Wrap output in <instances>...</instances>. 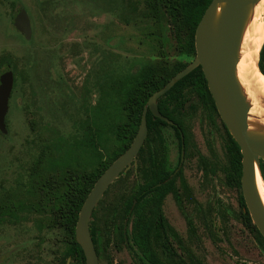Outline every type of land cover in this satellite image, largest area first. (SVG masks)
<instances>
[{"label": "rangeland", "instance_id": "1", "mask_svg": "<svg viewBox=\"0 0 264 264\" xmlns=\"http://www.w3.org/2000/svg\"><path fill=\"white\" fill-rule=\"evenodd\" d=\"M263 5L255 12L264 17ZM123 6L124 0H0V61L10 63L15 78L6 134L0 133V206L35 201L27 188L33 167L43 177L91 172L118 149L110 132L120 122L114 84L151 59L154 45L146 36L154 27L126 24ZM18 7L30 18L29 40L13 26ZM168 55L178 59L172 51ZM214 120L215 129L198 111L190 121L182 169L192 195L183 211L167 196L164 216L203 264H264L263 246L242 223L239 192L224 184L221 173L205 177L199 169L198 156L209 158V151L224 165L223 131ZM86 128L93 144L88 151L74 145L90 135ZM163 133L173 169L176 139L169 128ZM134 186L130 169L110 186L101 207L112 206ZM15 214L16 219H0V264H57L64 250L61 230L46 229L48 218L40 212L19 209ZM109 256L111 264L135 262L126 250L110 247Z\"/></svg>", "mask_w": 264, "mask_h": 264}, {"label": "trees", "instance_id": "2", "mask_svg": "<svg viewBox=\"0 0 264 264\" xmlns=\"http://www.w3.org/2000/svg\"><path fill=\"white\" fill-rule=\"evenodd\" d=\"M211 1L124 0L123 11L126 14L123 21L126 24L132 22L134 25L154 27L147 36L155 39L157 45L153 49L155 57L141 64L135 73L126 76L124 80L125 123L122 127L117 125L114 130H110L113 141L119 145L118 149L112 151L107 161L100 160L98 167L91 172L68 171L61 176H47L37 182V187L28 191L38 200L35 205L37 211L50 216V221L47 222L49 227L59 228L63 233L62 243L65 247L59 264H66L67 259L71 260V264H85L82 249L75 240V225L82 204L97 178L132 142L147 99L183 70L195 56V30ZM167 50L174 52L178 59L170 60ZM10 68L6 59L0 61V74L2 70ZM258 69L264 77V43L259 53ZM192 97L206 106L211 104L215 111L200 66L158 99V109L163 116L180 125L179 115L184 102ZM167 125L147 113L148 133L138 154L135 168L137 177L132 192L121 197L113 206L107 207L100 216H97L96 210L93 211L89 231L99 260L108 261L107 247L111 245L117 250L125 247L139 261H135V264H202L190 250L185 262L173 249L170 239L175 238L176 234L162 213L163 198L168 193L176 194L172 180L168 179L169 174L163 170L162 139L158 129ZM176 136L179 140L177 132ZM228 152L232 178L240 193L241 154L230 135ZM96 155L100 159L99 151ZM259 170L264 182L262 160L259 162ZM240 202L244 209L245 225L257 243L264 247V239L252 224L241 193ZM101 204L102 201L98 203V208ZM14 208L10 201L0 208V216L15 215ZM128 223L131 224L130 232L127 231Z\"/></svg>", "mask_w": 264, "mask_h": 264}, {"label": "water", "instance_id": "3", "mask_svg": "<svg viewBox=\"0 0 264 264\" xmlns=\"http://www.w3.org/2000/svg\"><path fill=\"white\" fill-rule=\"evenodd\" d=\"M257 1L212 0L206 8L195 30L193 61L150 96L130 146L97 178L82 204L75 225V240L82 249L85 264H98L89 233L92 212L108 187L126 172L141 149L147 135V110L167 121L157 110V99L198 66L222 122L240 149L242 196L252 224L264 239V204L255 184L256 170L262 180L259 162L264 161V138L252 136L248 131L249 105L242 95L235 73L244 24L251 5ZM14 26L26 39L30 38V22L24 10L16 16ZM12 87V72L4 70L0 75V133L3 135L6 134L5 118Z\"/></svg>", "mask_w": 264, "mask_h": 264}, {"label": "flooded vegetation", "instance_id": "4", "mask_svg": "<svg viewBox=\"0 0 264 264\" xmlns=\"http://www.w3.org/2000/svg\"><path fill=\"white\" fill-rule=\"evenodd\" d=\"M21 10H24L25 12H26V10L24 9V8H22V7H18L16 10H15V16H14V20H13V26H14V21H15V18H16V16L18 15V13L21 11ZM26 14H27V12H26ZM27 17H28V19H29V22H30V29H31V21H30V18H29V16H28V14H27ZM14 28H15V26H14ZM15 30L18 32V33H20L24 38H25V35L23 34V33H21V32H19L16 28H15ZM31 34H32V29H31ZM31 34H30V38H31ZM146 36H147V34H146ZM148 37V36H147ZM29 38V39H30ZM26 39V38H25ZM29 39H27V40H29ZM151 40H154V45H152L151 46V50H152V53H154L153 52V49H154V47L157 45V42H156V40L155 39H152V38H150ZM169 51L167 50V53H168ZM171 52V51H170ZM151 57H155V56H153V54L151 55ZM195 57V56H194ZM194 57L189 61V63L191 62V61H193V59H194ZM149 60V59H148ZM147 61V60H146ZM145 61V62H146ZM144 63V62H143ZM142 63V64H143ZM188 63V64H189ZM187 64V65H188ZM141 66V65H140ZM4 70H10V69H4ZM4 70H2V72L4 71ZM1 72V73H2ZM12 72V71H11ZM133 73H135V71L134 72H132V73H129V74H127L126 76H128V75H130V74H133ZM190 74V73H189ZM1 75V74H0ZM12 75H13V87H12V90H13V88L15 87V78H14V73L12 72ZM126 76H120L119 78H118V81H117V84L115 83L114 85H117L118 86V89H119V91H118V93H116L115 92V97H118V106H119V114H118V119L120 120V122L117 124L118 126H123L124 125V123H125V119H124V117H125V111H124V101H125V93H124V80H125V78H126ZM204 76V75H203ZM174 77V76H173ZM206 81V80H205ZM179 82V81H178ZM168 83V82H167ZM166 83V84H167ZM165 84V85H166ZM164 85V86H165ZM206 85H207V83H206ZM163 86V87H164ZM121 87L123 88V90H122V92H121ZM162 87V88H163ZM113 88H115V86H113ZM109 90H111V91H114L113 89H109ZM160 90V89H159ZM207 90H208V88H207ZM208 92H209V90H208ZM155 93V92H154ZM153 93V94H154ZM11 94H12V91H11ZM11 94H10V97H9V101H10V98H11ZM166 94V93H165ZM164 94V95H165ZM209 94H210V92H209ZM105 95L107 96V92H105ZM163 95V96H164ZM210 96H211V94H210ZM119 97H120V100H119ZM162 97V96H161ZM160 97V98H161ZM150 98V97H149ZM148 98V99H149ZM148 99H147V101H148ZM159 99V98H158ZM158 99H157V101H158ZM211 99H212V97H211ZM117 100V99H116ZM9 101H8V103H9ZM147 101H146V103H147ZM157 101H156V105H157V110H158V112L160 113V111H159V109H158V104H157ZM212 101H213V99H212ZM146 103H145V105H146ZM145 105H144V107H145ZM213 105H214V108H215V111H214V109L212 108V106H211V104H207V106L206 105H204L202 102H199V101H197L196 100V98L195 97H192V98H190L188 101H186V102H184V107H183V109L181 110V112H180V115H179V117H180V121H179V123H180V125L177 123V122H173V121H171L170 119H168L167 117H165V116H163L161 113H160V115L162 116V117H164L167 121H165V120H162V119H160V118H157V117H155L149 110H147V113H150L154 118H156V119H159V120H161L162 122H165L166 124H168L167 126H160L159 127V129H158V131H159V134L161 135V139H162V144H161V146H162V148H163V158H164V161H163V163H164V167H163V170H164V173H167V174H169V177H168V179H171L172 180V182H173V187H174V189L176 190V194L174 195L173 193H168L164 198H163V200H162V205H161V209H162V213H163V202H164V200L166 199V197L167 196H171L172 198H173V200H174V202H175V205H176V207L179 209V210H181V211H183V208H184V206H185V204H187L188 202H190V197H191V195H192V192H191V189L189 188V186H188V183H187V181H186V179L184 178V176H183V169H182V164H183V160H184V155H186L187 153H188V150H189V143H190V137H191V134H190V129H189V123H190V121L192 120V118H193V116H195V114H196V112H198V111H202V113L204 114V117H205V121H207V123H208V125H210V127H212V128H216V126H217V124H216V122H215V120L214 119H217L218 120V124H219V127L222 129V131H223V137H224V165H221L220 166V162L218 163L217 162V159H216V157H215V155L211 152V151H209V155H210V157L209 158H206V157H204V156H201V155H199L198 156V164H199V169H200V171L203 173V176H205V177H208V176H210V175H212V176H216L217 175V173H221L222 174V176H223V182H224V184L227 186V187H230V188H234L235 190H237L238 192H239V188L236 186V184H235V182H234V180H233V178H232V174H231V170H232V168H231V159H230V155H229V152H228V147H229V132H228V130H227V128H226V126L224 125V123L222 122V120H221V118H220V116H219V114H218V112H217V110H216V107H215V104H214V101H213ZM193 106V109H190L191 107ZM144 107H143V110H144ZM170 108H171V106H170ZM143 110H142V113H143ZM142 113H141V116H142ZM147 113H146V116H147ZM109 114V113H108ZM140 121H141V118H140ZM140 124V123H139ZM139 127V126H138ZM147 127V126H146ZM166 128H169V129H171L172 130V132H173V135H174V137H175V139H176V143H177V151H178V159H177V165H176V167L175 168H171V167H169V160H168V151H167V145H166V141H165V136H164V130L166 129ZM111 129V126H110V128H109V130ZM86 130V133H88V132H90V135L88 134V135H85V138L83 139V141H82V143H80V144H78V143H75L74 145L76 146V147H79V148H81V149H83V150H85V151H88V148H90V146H91V142L89 141V140H91V130L89 129V130H87V128L85 129ZM137 130H138V128H137ZM137 130H136V133H137ZM176 132L178 133V135H179V140H178V138H177V136H176ZM136 133H135V135H136ZM147 133H148V130H147ZM135 135H134V137H135ZM231 136V135H230ZM134 137H133V139H134ZM146 138H147V135H146ZM146 138H145V140H146ZM145 140H144V143H145ZM133 141V140H132ZM144 143H143V145H142V147H141V149L143 148V146H144ZM131 144V143H130ZM130 144H129V146H130ZM128 146V147H129ZM127 147V148H128ZM126 148V149H127ZM125 149V150H126ZM140 149V150H141ZM124 150V151H125ZM140 150H139V152H140ZM209 150V149H208ZM123 151V152H124ZM139 152H138V154H139ZM146 153V152H145ZM138 154H137V156H136V158L134 159V161L131 163V166L126 170V172H128L130 169H132L133 171H134V174H135V181H136V177H137V172L135 171V168H136V165L138 164ZM136 164V165H135ZM42 178H44L43 176H42V174L40 173V169H39V167H36V168H32L31 169V171L29 172V181L32 179V181H30L29 183H28V185H29V187H27L28 189L30 188V189H33V188H35V187H37V182L40 180V179H42ZM113 184V183H112ZM111 184V185H112ZM183 184L185 185V188H183ZM110 185V186H111ZM108 189H109V187H108ZM108 189L105 191V193L107 194V192H108ZM104 193V195H103V197L106 195ZM240 193H241V195H242V192H241V186H240ZM240 193H239V201H238V206L241 208V219H242V223H243V225H244V227L249 231V232H251L250 231V229H248L247 228V226L245 225V222H244V218H243V212H244V209H243V207H242V205H241V202H240ZM103 197H102V199L100 200V201H102L103 202ZM243 197V196H242ZM244 200V199H243ZM99 201V202H100ZM37 202H38V200H36L35 199V201L34 202H32L31 204H28V205H20L19 203H17V202H14V201H12V204L15 206V208H14V211H15V213H17V211L19 210V209H23V210H27V211H33V212H38L37 211V209H36V204H37ZM118 202V201H117ZM102 205V204H101ZM244 205H245V203H244ZM6 206V205H5ZM23 206V207H22ZM113 206V205H112ZM1 207H3V206H0V208ZM107 207H111V206H106V207H101L100 206V208H98V205L96 206V208L94 209V210H96L97 212V216H100V214L104 211L105 212V210L107 209ZM245 209H246V206H245ZM93 210V211H94ZM246 211H247V209H246ZM93 213V212H92ZM41 215H44V216H46L48 219H47V221H46V223H44L43 225H44V227L46 228V229H49V230H51V229H59V228H50L49 227V224L47 223V222H49L50 221V216L49 215H47V214H43V213H41ZM163 216H164V213H163ZM109 217V216H108ZM4 218H12V219H16L17 217H16V214L15 215H13V216H0V219H4ZM164 218L166 219V217L164 216ZM93 220V219H92ZM92 220L90 221V222H92ZM251 220V219H250ZM166 221H167V219H166ZM167 223H168V225L173 229V231L175 232V234H176V237L175 238H173L172 239V237H171V239H170V242H171V245H172V247H173V249L177 252V254H179V255H181V257L183 258V260L185 261V262H187V255H188V250H189V248H188V246H187V244H186V242L183 240V238H181L179 235H178V233L175 231V229L169 224V222L167 221ZM89 225H90V223H89ZM130 229H131V224L130 223H128L127 224V231L128 232H130ZM89 233H90V231H89ZM91 236V235H90ZM94 246V245H93ZM64 247H65V245H64ZM111 247V249H114L115 251H118V252H121V251H123V250H126L129 254H130V256L133 258V260L134 261H137V263L139 262L138 260H137V258L135 259V257L125 248V247H123L121 250H117V249H115L113 246H111V245H109L108 247H107V258H108V261L107 260H99L98 259V257H97V259H98V264H100V262H105L106 264H111L112 262H111V260H110V256H109V248ZM264 248V247H263ZM95 249V248H94ZM95 253H96V251H95ZM96 256H97V254H96ZM59 259H60V257L58 258V260H57V264H59ZM133 261V262H134ZM201 261V260H200ZM66 264H71V260L70 259H67V261H66ZM134 264H135V262H134ZM203 264V263H202Z\"/></svg>", "mask_w": 264, "mask_h": 264}, {"label": "bare ground", "instance_id": "5", "mask_svg": "<svg viewBox=\"0 0 264 264\" xmlns=\"http://www.w3.org/2000/svg\"><path fill=\"white\" fill-rule=\"evenodd\" d=\"M262 1L264 0H258L249 9L240 40L235 73L249 109L251 105L254 107L253 112H248V131L252 136L264 138V108H261V105L264 106V77L258 69L259 53L264 43V17L255 12ZM255 184L264 204V184L257 170Z\"/></svg>", "mask_w": 264, "mask_h": 264}]
</instances>
